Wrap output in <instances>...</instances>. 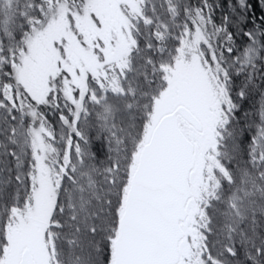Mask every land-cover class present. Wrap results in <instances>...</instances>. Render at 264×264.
Returning <instances> with one entry per match:
<instances>
[{
    "label": "snow or ice",
    "instance_id": "snow-or-ice-1",
    "mask_svg": "<svg viewBox=\"0 0 264 264\" xmlns=\"http://www.w3.org/2000/svg\"><path fill=\"white\" fill-rule=\"evenodd\" d=\"M221 7L0 0V264H264V0Z\"/></svg>",
    "mask_w": 264,
    "mask_h": 264
},
{
    "label": "trees",
    "instance_id": "trees-1",
    "mask_svg": "<svg viewBox=\"0 0 264 264\" xmlns=\"http://www.w3.org/2000/svg\"><path fill=\"white\" fill-rule=\"evenodd\" d=\"M218 2L222 5V7L216 9L215 15L217 17V20H219L222 12H227L228 11V8H227L228 0H218ZM258 15H259V13H258ZM248 27H251V25H248ZM234 39H235L236 47H238V48L243 47L248 42L247 41V37H243L242 35H236L234 37ZM259 99H260L259 96H256L254 99H251V100L245 102L244 103V108L245 109H250L253 104L258 105ZM53 123L56 126L57 131H59V125L55 124V120H53Z\"/></svg>",
    "mask_w": 264,
    "mask_h": 264
}]
</instances>
